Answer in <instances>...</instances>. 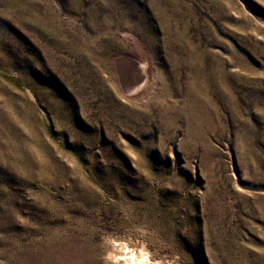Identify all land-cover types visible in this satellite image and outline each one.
<instances>
[{"label": "rangeland", "instance_id": "obj_1", "mask_svg": "<svg viewBox=\"0 0 264 264\" xmlns=\"http://www.w3.org/2000/svg\"><path fill=\"white\" fill-rule=\"evenodd\" d=\"M58 236L264 264V0H0V264Z\"/></svg>", "mask_w": 264, "mask_h": 264}, {"label": "bare ground", "instance_id": "obj_2", "mask_svg": "<svg viewBox=\"0 0 264 264\" xmlns=\"http://www.w3.org/2000/svg\"><path fill=\"white\" fill-rule=\"evenodd\" d=\"M141 258L138 251L115 241L95 247L77 236H58L44 247L22 252V264H141Z\"/></svg>", "mask_w": 264, "mask_h": 264}]
</instances>
